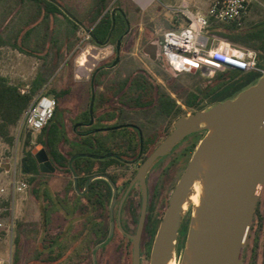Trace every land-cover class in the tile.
<instances>
[{
  "label": "rangeland",
  "instance_id": "1",
  "mask_svg": "<svg viewBox=\"0 0 264 264\" xmlns=\"http://www.w3.org/2000/svg\"><path fill=\"white\" fill-rule=\"evenodd\" d=\"M53 1L79 22L82 21L79 15L83 13V8L89 4L93 6L98 0ZM103 1L106 4L113 1L116 6L130 8L129 0ZM209 1L205 0L203 2L205 5L199 8L207 9L210 5ZM249 2L248 13L242 25L237 27L238 30H245L264 22V0H249ZM73 7L76 9L72 10ZM37 10L34 1L0 0V76L7 77L13 84L22 85L23 91L29 89L25 86L31 85L35 78L42 77L44 80L42 89L52 93L57 101L55 114L47 132L65 133L70 140L76 138L73 128L83 120L92 92L96 94L112 92L114 87L119 86L121 82H129L135 76L142 75L148 79L155 92L172 98L177 107L173 113L166 116L158 113L157 104L146 107L147 109L141 113L131 114L126 110L124 119L140 125L145 135L165 134L172 129L173 123L179 117L197 112L184 104L187 95L197 85L205 87L217 75L223 74L227 77L231 75L230 70L219 71L214 77H206L202 73H175L166 63L160 50L161 37L170 26L166 23L165 14L171 12L168 9L164 10L160 5L156 13L151 9L139 13L136 17L134 14V17L126 19L127 26L131 22V32L123 39L119 60L115 66H110L109 63L113 64L117 59L116 42L110 46L92 49L91 40L82 31H79L76 38L72 35V28L63 15H56L50 20L41 21ZM95 15L96 12L93 13V16ZM126 15L129 17L128 14ZM139 28H142V31L138 32ZM31 29H34L31 35L23 39L24 33ZM19 32L21 36L17 37ZM212 36L222 41L254 49L251 45L233 43L220 36ZM21 42L27 53L21 52L16 46ZM84 56L86 66L79 67ZM102 67H104L101 69L104 75L99 79V84L93 86L92 78L95 72ZM252 74L258 76L253 82L256 84L261 76L257 73ZM129 83L126 88L130 85ZM113 102L117 103L118 100ZM211 107L208 106L205 110ZM39 134L41 132L31 133L26 130L22 117L18 124L10 129L12 144L6 143L0 136V222L3 224L0 228V255L6 257L10 253L12 264H41L42 255L39 254V243L43 206L48 208L51 219L47 233H44L46 244L57 235H62L69 227L63 213L56 211L51 203H39L32 195V190L37 188V184H32L29 181V175L22 170L24 150L28 149L25 141L30 135L29 149L36 148ZM205 135V133H199L189 143L195 147ZM59 149L66 155L70 153L69 145L65 142L60 143ZM37 151H40V148ZM15 162L19 164L18 179L27 184V189L14 195L11 182ZM37 179L45 184L50 196L52 194L53 197L66 202V195L70 192L73 183L71 174L56 170L51 174H43ZM1 189H4L3 193ZM196 194L197 192L193 190L191 197ZM7 208L9 211L5 212ZM194 209L195 203L190 198L185 203L181 215L180 228L183 226V232L187 229L189 231L190 214H194ZM11 219L14 227L12 237H8L5 228ZM70 233L71 229L69 231L68 228V242L65 243L68 247L76 242L74 238L69 237ZM17 237L20 238L18 243L16 242ZM88 241L91 244L87 251L85 243ZM82 242V246L72 251L73 261H67L64 264H94L93 254H95V264H131L130 253H123L120 259V252H113L114 247L118 245L115 242L99 245L91 234ZM185 245V239L181 237L178 240L177 236L172 250L173 261L181 264ZM81 254L87 255L86 261L78 260ZM243 264H264V188L258 200L245 245Z\"/></svg>",
  "mask_w": 264,
  "mask_h": 264
},
{
  "label": "water",
  "instance_id": "2",
  "mask_svg": "<svg viewBox=\"0 0 264 264\" xmlns=\"http://www.w3.org/2000/svg\"><path fill=\"white\" fill-rule=\"evenodd\" d=\"M120 45L121 41L113 66L119 60ZM93 101L94 96L91 113ZM200 131L206 135L171 198L156 236L151 264H163L166 258H172L184 205L200 179L203 196L200 206H195L196 217L192 216L188 231L183 254L187 264H243L245 245L264 188V76L235 99L179 117L171 134L144 162L139 176L142 178L157 158L169 153L184 137ZM32 154L41 173L56 171L43 145H37ZM143 219L144 214L138 234L133 237L132 264H140Z\"/></svg>",
  "mask_w": 264,
  "mask_h": 264
},
{
  "label": "flooded vegetation",
  "instance_id": "3",
  "mask_svg": "<svg viewBox=\"0 0 264 264\" xmlns=\"http://www.w3.org/2000/svg\"><path fill=\"white\" fill-rule=\"evenodd\" d=\"M100 95H105L108 101H103L101 111L97 109L96 114H93L90 111L93 96L94 109ZM122 95V92H92L83 120L73 128L74 135L82 139L73 138L68 144L73 183L67 196L66 221L69 231L71 229L69 237L76 242L84 241L90 234L99 245L115 242L118 245L113 252H120V259L123 253H130L132 264L133 237L138 234L144 214L139 238L140 264H151L160 225L201 140L195 147L189 142L199 133L206 132L184 137L169 153L157 158L141 178L139 172L142 165L171 134L175 122L165 134L145 135L140 125L127 121L124 115L126 110L132 114L141 113L147 108L126 107L120 101ZM114 100L118 102L114 103ZM157 110L160 115H169L160 106ZM97 133L104 135L99 139L94 138L93 135ZM76 143L81 144L82 152H77ZM95 150L100 154H94ZM77 157L83 159L80 183L78 178L75 183L73 173ZM192 194L193 191L189 199H192ZM56 206L59 207L58 204ZM192 216L193 213L190 214V222ZM182 228L178 240L182 237L186 242L188 229L183 232ZM93 259L95 261V254Z\"/></svg>",
  "mask_w": 264,
  "mask_h": 264
},
{
  "label": "trees",
  "instance_id": "4",
  "mask_svg": "<svg viewBox=\"0 0 264 264\" xmlns=\"http://www.w3.org/2000/svg\"><path fill=\"white\" fill-rule=\"evenodd\" d=\"M19 1L25 2V0ZM29 1H34L36 4L38 9L37 15L38 17H41V21L46 19L50 20V18L52 19L56 15H63L71 26V32L75 38L77 37V32H79L84 27L83 21L76 22L72 20L71 17L66 15L64 11L58 6V3L54 2L53 0ZM101 4L104 6V8L101 5L102 10H100V12L97 11L95 17L91 19L92 25L90 27L93 28L90 33L93 41L101 46L106 45L110 41H121L123 32L127 29L125 19L121 14L115 16L113 19L110 14L106 13L98 22L102 12L106 7L104 1ZM113 21L115 22V25H113ZM237 27L238 26L234 24H213L209 28L208 33L210 35L220 36L224 39L232 41L233 43L251 45L259 52L260 60L262 64H264V22L245 30H238ZM33 30L34 29L26 31L22 36L23 39L26 36H30ZM19 36H21L20 32L18 33L17 37ZM16 46L21 52L27 53L23 46V42ZM109 64L112 66V63ZM101 69H104V67L100 68V70H97L92 78L93 86L98 85L99 79L102 77V75H104V72H102ZM230 73L231 75L229 77L223 74L215 76V78L211 80L210 84L206 85L205 87L202 85H197L194 90H192L187 95V98L184 101L185 106L189 109L201 111L205 110L208 106H214L218 103L235 99L240 93L255 85L253 82L258 78V76L255 74L244 73L238 70H230ZM43 82L44 80L42 77H37L35 80H33L31 85H29V89L23 91L22 85L13 84L7 77L0 76V136L5 140L6 143H13V139L10 136V129L11 127L17 125L21 120L23 114L31 103L33 96L42 89ZM129 82H121V84H119V86L116 85L117 87H114V90L112 91L115 92V94L121 92L123 93L120 101L126 107L143 109L152 106L153 104H157L169 114L173 113L177 107L175 101L172 100V98L155 92L148 79L142 75L135 76V78ZM128 83L130 85L128 88H126ZM103 101L108 100L105 95H100L99 99L96 100L93 114H96L97 109H101L102 105L104 104ZM51 121L47 127L41 131V134H39L37 144L43 145L57 171L71 174L69 167L70 154L66 155L62 152V150L59 149L61 142L69 144L70 139L67 135H65V133H52L50 131L47 132ZM103 135L104 134L102 133H97L93 135V137L99 139L102 138ZM76 139H82V137L78 136ZM25 146L28 149L24 150L25 154L22 159V170L25 174L29 175V181L32 184H37V188L32 190V195L35 196L38 202L41 204L45 202L51 203L56 211L63 213L66 219L68 210L66 207L68 194L66 195L67 200L65 203L59 200L57 197H53L52 194L50 196L48 188L45 186V184L39 182L37 179L39 176L43 175V173L40 172L38 162L35 156L32 154V151L35 147L29 149L30 135L25 141ZM76 147L78 150L77 152H82L81 144L77 143ZM93 153L96 155L100 154L98 150L93 151ZM82 162V158L77 157L75 159L76 166L73 173L74 176L78 178L79 183L80 175L82 174ZM57 204L59 207L56 206ZM50 220L49 210L46 206H43L41 224L42 232L39 243V254L42 255V259L40 260L41 264H64L67 261L72 262V251H76L77 247L80 245L82 246L83 242L78 241L72 244L71 247H68V244H65L68 242V228H66L62 235H57L53 240H50L46 244V235L44 233H47L48 226L51 223ZM19 240L20 238L17 237L16 242L18 243ZM96 243L99 244L98 242ZM90 244V241L85 243V250H89ZM43 255L45 257H43ZM86 259L87 255L85 256V254H81L78 258L80 261H86Z\"/></svg>",
  "mask_w": 264,
  "mask_h": 264
},
{
  "label": "built area",
  "instance_id": "5",
  "mask_svg": "<svg viewBox=\"0 0 264 264\" xmlns=\"http://www.w3.org/2000/svg\"><path fill=\"white\" fill-rule=\"evenodd\" d=\"M249 6V0H214L206 10L186 3L168 7L184 22L182 27L167 30L161 37L160 50L168 66L177 74L202 73L206 77H214L219 71L238 70L264 76V64L257 50L219 40L208 33L213 24L241 26ZM56 106L54 95L41 89L23 114L26 130L40 133L53 119ZM18 165L15 162L11 182L14 195L27 189V184L18 179ZM1 227L3 224L0 222ZM13 227L11 219L5 228L8 237H12ZM0 264H12L10 253L6 257L0 255Z\"/></svg>",
  "mask_w": 264,
  "mask_h": 264
},
{
  "label": "crops",
  "instance_id": "6",
  "mask_svg": "<svg viewBox=\"0 0 264 264\" xmlns=\"http://www.w3.org/2000/svg\"><path fill=\"white\" fill-rule=\"evenodd\" d=\"M204 1L205 0H129L130 8L127 6L126 7L125 6L124 7L116 6V4H114V2L111 1L108 4L105 3L106 7H105L104 11L102 12V15L99 18L98 22L101 20V18L106 13L110 14L113 17V19L115 18V16H118L119 14H121L126 21V19L128 20L131 16L134 17V14L136 17V15H138L139 13H143L144 11L146 12V11L151 10V9H153V11L156 13L158 11L159 5L162 8H164V10H165L168 7L178 6L182 3H186V4H189L190 6H192L193 8L201 9L199 7L205 5V4H203ZM213 1L214 0H210L209 4H211V2H213ZM102 2H103V0H98L97 2H94L95 4L93 6H91L89 4L88 6L83 8V10H82L83 13L79 15L80 18H82L83 25H84V27L80 31H82L84 34H86L87 38L91 40V43L93 45L92 49L100 48L103 46H110L112 43H114V42L110 41L106 45L101 46V45L96 44L91 37L90 32L93 28V27L92 28L90 27L92 25L91 19L93 17H95V16H93V13H95V12L97 13V11L100 12V10H102V8H101ZM89 3H91V2H89ZM74 8L75 7H73L72 10H74ZM103 8H104V6H103ZM204 10H206V9H204ZM155 13H154L153 17L156 15ZM126 14H128L129 17H127ZM165 17H166L165 18L166 23L168 25H170L168 30L180 28L184 25V22L181 19H179L178 17H176L172 12L165 14ZM139 31H142V28H139L138 32ZM130 32H131V22L127 26L126 31L123 32V36L121 38V45L123 44L124 37L127 36ZM78 35H79V32H77V36ZM118 42H116V44H118ZM82 63L83 62L79 63L80 64L79 67L86 66V62H85V64H82ZM112 66H113V64H112ZM25 87L29 88V85H26ZM50 94L53 95L52 93H50Z\"/></svg>",
  "mask_w": 264,
  "mask_h": 264
},
{
  "label": "bare ground",
  "instance_id": "7",
  "mask_svg": "<svg viewBox=\"0 0 264 264\" xmlns=\"http://www.w3.org/2000/svg\"><path fill=\"white\" fill-rule=\"evenodd\" d=\"M82 62H83L82 64H85V62H86L85 56H84ZM194 190L197 192V194L192 197V200L194 201L195 206L198 207V206H200V200H201V197L203 196V185H202L201 179L195 183ZM193 216L196 217V214H193ZM194 227H196V225H194ZM187 255H189L188 251L186 252V256ZM163 264H179V263H177L176 261H173L172 258H168V259L166 258ZM181 264H187V259L184 258V255L182 257Z\"/></svg>",
  "mask_w": 264,
  "mask_h": 264
}]
</instances>
